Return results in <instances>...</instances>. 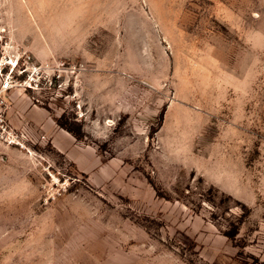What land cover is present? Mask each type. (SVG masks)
I'll return each mask as SVG.
<instances>
[{"label":"rangeland","instance_id":"obj_1","mask_svg":"<svg viewBox=\"0 0 264 264\" xmlns=\"http://www.w3.org/2000/svg\"><path fill=\"white\" fill-rule=\"evenodd\" d=\"M1 65L0 264H264V0H0Z\"/></svg>","mask_w":264,"mask_h":264},{"label":"crops","instance_id":"obj_2","mask_svg":"<svg viewBox=\"0 0 264 264\" xmlns=\"http://www.w3.org/2000/svg\"><path fill=\"white\" fill-rule=\"evenodd\" d=\"M14 96V97H13ZM22 97V95H21V89L20 88H15L14 89V91L12 92V99H13V103H11L12 105L13 104H16V105H18V109L16 108V110H14V111H19V107L20 106H24L25 104H24V101H22V100H20V98ZM8 100H9V102L11 101L8 97H6ZM20 102V104H19V102ZM15 102V103H14ZM18 103V104H17ZM15 106V105H14ZM12 109H11V111H10V118H11V115H12V121H13V124L14 125H16V126H22V128H23V126L26 124L27 125V121L24 119V122L23 121H21L20 120V118L18 117V113H16V112H14L13 111V109H15L13 106L11 107ZM23 108V107H22ZM24 109V108H23ZM26 110H23V112L25 113V115H26V117H28L27 115H30L31 114V112H32V110H34V109H29V108H25ZM20 112V111H19ZM34 122L32 123V122H30L31 123V125L32 126H28L27 125V127H28V130H29V132H30V134H32V133H36L37 132V130L39 129L38 128V125L39 124H41V122H39L40 120H38V119H34L33 120ZM45 122H47V120H45ZM49 122V121H48ZM45 125H48V123H45ZM47 131V130H46ZM63 134H66L64 131H63V133L60 135L61 136V138H63L62 139V141H60L61 143H63V141H65V140H68V137H64V135ZM33 135V134H32Z\"/></svg>","mask_w":264,"mask_h":264},{"label":"built area","instance_id":"obj_3","mask_svg":"<svg viewBox=\"0 0 264 264\" xmlns=\"http://www.w3.org/2000/svg\"><path fill=\"white\" fill-rule=\"evenodd\" d=\"M3 66L0 67V79H1V87H0V130L4 129L6 130L8 126V123L6 121L7 112L9 110V104L8 100L6 98V95L4 94L7 89L12 88L14 85L13 78L11 72L5 73V76H3ZM2 77V78H1ZM21 84V83H19ZM16 137V136H15ZM11 138V137H10ZM11 139H9L10 141ZM15 140H11L10 143H14Z\"/></svg>","mask_w":264,"mask_h":264},{"label":"trees","instance_id":"obj_4","mask_svg":"<svg viewBox=\"0 0 264 264\" xmlns=\"http://www.w3.org/2000/svg\"><path fill=\"white\" fill-rule=\"evenodd\" d=\"M63 126H65L64 124H62ZM68 128V130H71V128L70 127H67Z\"/></svg>","mask_w":264,"mask_h":264},{"label":"bare ground","instance_id":"obj_5","mask_svg":"<svg viewBox=\"0 0 264 264\" xmlns=\"http://www.w3.org/2000/svg\"><path fill=\"white\" fill-rule=\"evenodd\" d=\"M2 223V222H1Z\"/></svg>","mask_w":264,"mask_h":264}]
</instances>
